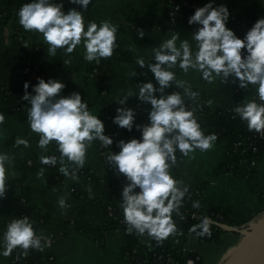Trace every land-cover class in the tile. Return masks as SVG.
<instances>
[{
	"label": "clouds",
	"instance_id": "9594fccd",
	"mask_svg": "<svg viewBox=\"0 0 264 264\" xmlns=\"http://www.w3.org/2000/svg\"><path fill=\"white\" fill-rule=\"evenodd\" d=\"M70 3L81 6L83 11L76 8L65 11L64 4L56 0L26 2L17 13L19 24L25 31L42 36L48 45V55L55 56L58 50H63L70 56L82 46L86 62L110 59L119 47L118 27L110 20L86 23L84 13L92 0H70ZM229 19L226 6L214 7L213 3H208L197 8L188 20L189 25L200 26L192 32L191 42L181 40L180 33L170 31V38L152 49L151 62H146L143 57L135 60L139 67L154 74L155 83H137V92L123 94L117 101L121 107L116 109L113 123L129 132L135 127L141 137L119 140V151L106 155L110 168L126 178L120 207L128 235L147 236L158 244L169 237L182 235L173 214L180 215L189 186L172 173L177 165V152L183 157H189L197 150L207 152L218 139L215 133L205 134L196 109L189 106V102L197 101L200 94L193 91L189 81L178 79L175 69L179 68L184 74L198 72L208 84L220 80L225 85L238 82L241 89L253 86L255 97L237 104L233 109L234 118L245 122L249 132L264 136V18L258 19L243 38L227 27ZM138 34L140 38L145 35L143 32ZM24 46L28 47L27 42ZM63 63L70 64L71 60ZM37 79L31 92L28 91L29 82L24 83L25 94L21 98L29 105L27 122L31 132L39 136L37 147L46 153L54 144L59 154H42L39 163L51 167L59 165V172L64 177L78 181V173L85 167L93 143L99 141L108 148L114 140L105 134V123L92 114L80 92L64 95L67 85L62 81ZM173 85L179 90L168 93ZM130 97L151 106L146 123H136L135 109L127 106ZM5 120L6 115L0 113V126ZM15 143L18 147H31L26 138L18 137ZM13 161L14 157L7 152L0 153V198H6L9 190L8 180L14 175ZM44 173L45 169L40 168L37 178H43ZM88 191L91 195V186ZM66 201V195L58 199L61 209L71 207ZM193 207L200 205L194 202ZM190 231L198 237H211L210 219L202 217ZM49 245V238L38 233L34 222L23 216L7 224L0 254L9 257L14 250H22L27 255L29 250L42 252Z\"/></svg>",
	"mask_w": 264,
	"mask_h": 264
},
{
	"label": "crops",
	"instance_id": "0c3cea01",
	"mask_svg": "<svg viewBox=\"0 0 264 264\" xmlns=\"http://www.w3.org/2000/svg\"><path fill=\"white\" fill-rule=\"evenodd\" d=\"M31 0H0V82L7 87H18L22 78L18 72L17 57L29 50V40L35 41L42 47V52L36 56V64L45 72V80L52 78L65 83L67 87L63 94L68 95L74 91L80 92L84 100L89 104L93 115L105 123V134L113 138L111 147L104 148L99 141H95L88 150L86 165L83 169L95 174H105L107 166L106 155L110 152L119 151L117 142L121 139L130 140V132L121 129L113 123L116 109L121 107L117 104L118 99L128 91L137 92V83L152 81L155 83L154 74L147 68H141L135 60L143 57L146 62L152 61V49L170 38L169 32L180 33V39H189L191 42L192 32L197 28L185 22H176L173 25L165 23L168 3L164 0H92L87 12L84 13L85 21L99 23L110 20L118 31L117 43L110 59L101 60L99 63L86 62L84 49L78 46L70 55L66 56L63 50H58L55 56L48 55V45L43 42L42 36L34 32L25 31L19 24L18 10ZM241 19L249 26L264 18V0H235ZM68 10L76 8L83 11L81 6L65 0ZM138 32H143V38ZM21 35V36H19ZM27 42L28 47L24 46ZM194 43V42H193ZM65 60H71L65 65ZM154 62V61H153ZM178 79L187 80L191 83L193 91L199 92V99L195 102L211 101L214 110L222 109L235 101L234 89L236 83L224 84L217 80L208 84L198 72L184 74L179 68L175 69ZM136 72V76L131 74ZM144 73H147L146 75ZM158 86V85H157ZM175 90L168 89L171 93ZM34 94V93H33ZM255 97L250 89H245L242 98L245 101ZM2 93L0 90V102ZM26 101L18 113L2 110L6 115L4 125L0 126V153L7 152L14 157V175L8 181L21 178L23 161L27 157L38 158L40 155H49L55 145L49 146V151L43 153L37 147L39 136L32 133L27 122V110L29 105ZM127 106L135 109L136 123L147 122L150 105L143 104L136 97H130ZM136 130V128H133ZM26 138L31 147L16 146L17 138ZM229 140L217 139L214 147L207 151L197 150L177 162L172 170L173 175L183 180L189 186V194H195L202 188L199 205L204 212L220 209L228 214L235 226H246L264 214V153L260 158L251 162V168L257 173V182L254 186L244 176L233 175L229 172L215 173L216 169L229 161ZM40 168L45 169L44 177L38 179L37 173ZM59 172V168L57 170ZM51 168L40 165L28 171L25 182L33 190L32 203L39 213L33 217L34 225L44 224L39 232L44 236L52 237L54 243L51 247H45L44 253L54 257L48 264H133L124 254L125 236L122 232H113L106 236L103 243H99L92 234L80 233L73 224L76 207L85 205L95 200L106 190L112 187L111 176L104 175L100 181H88L79 177L73 181L62 174L63 187L56 188L50 184ZM79 186L84 196L69 193L71 186ZM91 186L90 195L88 187ZM139 191V190H137ZM20 193V189L17 190ZM122 190L115 194L110 201L121 210ZM67 197V203L71 207L61 209L58 199ZM123 211V210H122ZM21 217V206L16 193L7 192L6 198H0V235H4L7 224ZM84 221L89 224H99L105 220L102 205H93L86 209ZM70 221V222H69ZM71 226L64 233V224ZM243 236L234 232H223L221 241H205L196 234L189 233L185 239L183 249L185 252L194 253L202 258L203 264H220L225 255L237 246ZM178 235L169 237L167 241L173 245L179 244ZM150 243H148V246ZM2 250L0 253H2ZM0 264H11V256L4 257L0 254Z\"/></svg>",
	"mask_w": 264,
	"mask_h": 264
},
{
	"label": "trees",
	"instance_id": "16d2710c",
	"mask_svg": "<svg viewBox=\"0 0 264 264\" xmlns=\"http://www.w3.org/2000/svg\"><path fill=\"white\" fill-rule=\"evenodd\" d=\"M164 1L179 6L178 13L181 14V16L177 18V22H185L189 25L188 20L191 15L195 13L197 8L203 7L208 3H213L214 7L224 5L229 9L230 19L227 22V27L233 30L240 38H243L251 28V26L241 19L235 0ZM56 2L63 3L64 10L68 11L65 6V0H56ZM168 20L169 9L166 12L165 23H167ZM190 26L197 29L200 27L199 25ZM42 50L41 45L35 41L29 40L28 52L17 57L18 72L22 78V83L18 87H7L0 82V90L2 93L0 111L5 110L11 113H18L26 102L21 98L25 94L24 83L29 82L28 91L31 92L32 87L38 83L37 78H46L45 72L39 69L36 64V56L41 53ZM26 69H28L27 72L25 71ZM34 72H36L37 78L33 77ZM249 88L254 94H256V89L253 86L250 85ZM241 90L240 97L225 108L214 110L207 100L199 101L195 103L193 107L196 109V116L206 135L215 133L217 134L218 139H227L230 142L228 148L229 161L220 165L215 173L229 172L233 175L244 176L255 186L258 176L256 171L251 168V162L255 158H260L264 153V136H260L256 132H249L245 122L241 121L238 117L234 118V107L237 104L244 102L242 98L243 89ZM140 137V131L133 129L130 132L129 139H139ZM50 155H59L56 148L49 153V156ZM183 158L184 157L177 152V162H180ZM29 161H31V163H29ZM40 165L42 164L39 163L38 158L27 157L23 161L21 178L8 181V184L10 185L8 192L16 193V197L21 206L20 218L28 216L33 220L34 215L39 213L37 207L32 203L33 190L26 184L25 177L28 171ZM58 168L59 165L51 169L50 184L56 188H61L63 187L62 175L57 171ZM106 174L112 175L110 178L112 187L95 200L76 207V214L72 219L73 224L77 231L80 233L92 234L99 243H103L106 236L113 232H122L125 236L124 254L133 264H172L168 263L169 257H172L176 261L174 264H186L185 260L190 253L185 252L183 249L185 239L189 233H193L190 229L192 226L199 224L202 217H210L213 221L226 222L230 225H235L230 216L220 209H215L214 211L207 213L202 210L201 206L199 208L193 207L194 202L199 203V198L202 192V188H200L198 194L192 195L188 193L183 206L180 209V215L173 214L178 231L182 233V235L178 234L180 237L179 244L173 245L167 240L162 244H158L155 240L147 236H138L135 233L128 235L126 234L127 225L123 221V211L110 201L115 194L122 190L123 185L126 183V178L123 175H117L108 164L105 169V174H95L87 169H81L78 173L81 179L88 181H100ZM115 175L118 177H115ZM18 189H20V193H17ZM68 191L78 197L84 196V193L78 185L69 187ZM96 204L102 205L105 220L96 225L89 224L84 221V214L88 207ZM217 215L222 217H217ZM43 224L44 221L39 226L34 225L37 232H39ZM70 226V223L64 224V233L68 232ZM211 232V237L204 236L199 238L210 242H220L223 230L217 225L211 224ZM148 243H151V246H148ZM2 248L3 235H0V251ZM51 261H53V259H50V255L35 249L30 252L28 251L27 255H24L22 250H14L11 255V264H48ZM197 264L202 263L198 262Z\"/></svg>",
	"mask_w": 264,
	"mask_h": 264
},
{
	"label": "water",
	"instance_id": "95a60500",
	"mask_svg": "<svg viewBox=\"0 0 264 264\" xmlns=\"http://www.w3.org/2000/svg\"><path fill=\"white\" fill-rule=\"evenodd\" d=\"M210 221L223 232H234L243 236L241 242L225 255L220 264H264V214L241 227ZM188 257L194 258L195 254L190 253Z\"/></svg>",
	"mask_w": 264,
	"mask_h": 264
},
{
	"label": "built area",
	"instance_id": "2783aa9c",
	"mask_svg": "<svg viewBox=\"0 0 264 264\" xmlns=\"http://www.w3.org/2000/svg\"><path fill=\"white\" fill-rule=\"evenodd\" d=\"M168 9H169V20L167 21V24H171V25H173V24H175L176 22H177V18L178 17H180L181 16V14H179L178 13V8H179V6H177V5H173L172 3H168ZM26 72L28 71V69H26L25 70ZM33 77L34 78H37V74H36V72H34L33 73ZM250 89V88H249ZM245 89H243V91H244ZM241 89L238 87V82L236 83V85H235V89H234V95H235V100H237L239 97H240V95H241ZM189 106L190 107H193L194 106V104L193 103H189ZM257 134H259V133H257ZM260 135V134H259ZM260 136H262V135H260ZM229 146H230V142H229ZM229 148V147H228ZM255 150H256V148H255ZM228 152V151H227ZM29 162H31V161H29ZM47 167H49V168H54V167H51V166H47ZM114 176V175H113ZM115 177H118L117 175H115ZM199 193V191H197V193H195V194H198ZM195 194H193V195H195ZM217 217H222V216H220V215H217ZM210 220H211V218L210 217H208ZM38 233H40V232H38ZM46 237H48L49 238V240H50V245L49 246H47V247H51L52 245H53V243H54V240H53V238L52 237H49V236H46ZM33 250V249H32ZM32 250H29V252L30 251H32ZM43 252V251H42ZM50 259H54V257H52L51 255H50ZM185 262H186V264H197L198 262H201L202 263V258H201V256H199V255H195V257L194 258H189V257H187V259L185 260ZM168 263H172V264H174V263H176V261L172 258V257H169V259H168ZM203 264V263H202Z\"/></svg>",
	"mask_w": 264,
	"mask_h": 264
},
{
	"label": "rangeland",
	"instance_id": "374dc122",
	"mask_svg": "<svg viewBox=\"0 0 264 264\" xmlns=\"http://www.w3.org/2000/svg\"><path fill=\"white\" fill-rule=\"evenodd\" d=\"M257 186V185H256ZM151 246V243L149 244Z\"/></svg>",
	"mask_w": 264,
	"mask_h": 264
}]
</instances>
